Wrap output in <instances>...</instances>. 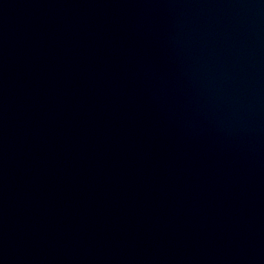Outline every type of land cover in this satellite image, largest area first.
<instances>
[{"label":"water","instance_id":"water-1","mask_svg":"<svg viewBox=\"0 0 264 264\" xmlns=\"http://www.w3.org/2000/svg\"><path fill=\"white\" fill-rule=\"evenodd\" d=\"M0 264H264V0H0Z\"/></svg>","mask_w":264,"mask_h":264}]
</instances>
